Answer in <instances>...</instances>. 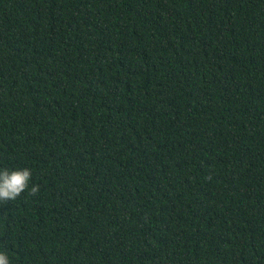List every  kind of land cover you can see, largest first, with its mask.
Returning <instances> with one entry per match:
<instances>
[{
  "label": "trees",
  "instance_id": "obj_1",
  "mask_svg": "<svg viewBox=\"0 0 264 264\" xmlns=\"http://www.w3.org/2000/svg\"><path fill=\"white\" fill-rule=\"evenodd\" d=\"M25 166L11 264H264V0H0Z\"/></svg>",
  "mask_w": 264,
  "mask_h": 264
},
{
  "label": "clouds",
  "instance_id": "obj_2",
  "mask_svg": "<svg viewBox=\"0 0 264 264\" xmlns=\"http://www.w3.org/2000/svg\"><path fill=\"white\" fill-rule=\"evenodd\" d=\"M33 169L30 167H17L10 169L0 167V204L16 201L22 195L38 197L42 185L32 183ZM6 247V245H5ZM0 264H11L7 251L0 249Z\"/></svg>",
  "mask_w": 264,
  "mask_h": 264
}]
</instances>
